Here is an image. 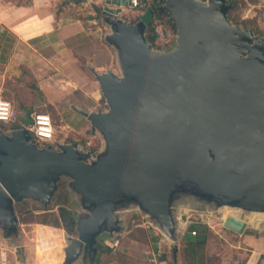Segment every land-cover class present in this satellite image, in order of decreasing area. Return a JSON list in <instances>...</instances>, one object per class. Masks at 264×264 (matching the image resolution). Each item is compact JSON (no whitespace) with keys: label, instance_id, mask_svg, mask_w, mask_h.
Listing matches in <instances>:
<instances>
[{"label":"water","instance_id":"water-1","mask_svg":"<svg viewBox=\"0 0 264 264\" xmlns=\"http://www.w3.org/2000/svg\"><path fill=\"white\" fill-rule=\"evenodd\" d=\"M161 1L131 23L110 17L129 0H105L107 41L118 48L122 75L95 72L109 109H80L104 135L105 153L89 162L91 153L74 140L38 146L28 129L33 108L10 134L0 130L5 229L17 224L16 202L32 196L48 204L64 174L94 205L78 220V236L65 234L63 264H87L105 223L118 230L119 200H136L170 237L171 197L187 186L220 205L264 212V41L229 21L228 0ZM166 12L176 46L153 51L145 34ZM224 226L243 233L247 222L229 214Z\"/></svg>","mask_w":264,"mask_h":264},{"label":"rangeland","instance_id":"rangeland-1","mask_svg":"<svg viewBox=\"0 0 264 264\" xmlns=\"http://www.w3.org/2000/svg\"><path fill=\"white\" fill-rule=\"evenodd\" d=\"M205 1L208 2L209 0ZM228 3L231 4V8L228 11L229 21L240 29H251L254 39L264 41V0H228ZM101 13L103 14L102 11ZM156 16L154 23L150 25L155 28V31L158 27L160 34L157 35L155 43H152L148 37L149 25L145 34L147 42L151 45L153 51H167L174 48L176 46L178 31L173 25L170 15L166 12L165 14ZM110 17H117L131 23L137 21L131 13L126 12H121L118 15L112 14ZM99 26L102 27V30L100 31L101 39L99 40L98 49L103 55V60L105 58L103 62H106L107 65H105V69L100 71L93 70L91 73V80L94 81L99 91V98L95 104L96 107L92 111L106 112L109 106L101 92L100 83L95 72L112 71L114 74L121 76L122 69L118 48L107 41V35L111 32L110 24L102 19ZM82 64L90 72L91 69H94L93 63H90L87 59ZM33 81H28V84ZM16 87L14 90L16 101L10 100L13 106L21 104V98L24 97H29L30 102L34 101L35 94H32L34 93L32 90L28 88L31 92L25 95V87ZM18 88L21 90H18ZM77 111L81 113L80 109H77ZM53 121L55 139H62V143H71L73 140L77 141L81 150L91 153L88 159L89 162L95 161L100 154L107 151L104 135L99 130H93L88 119L86 121L90 126H88L86 132H82L80 135L74 131L72 133L67 130L62 131V128L56 124L55 120ZM0 128L8 134L14 129V127L11 128V125L2 123H0ZM39 142L38 139L35 140V143L40 144ZM55 143L59 142L52 144ZM43 145H46V143ZM83 197V190L74 188L72 186V177L64 174L60 176L57 188L54 190L48 204L44 205L32 196L21 202H16L17 224L14 230L9 231L0 223V264H25L18 252L19 247L22 245H27V249L30 252L35 249L37 252L44 253L47 259L45 264H63L66 259L65 247L70 244V240L65 235L68 232L65 229L66 221L62 211L65 210L68 217H70L69 214L72 215L71 218H74L76 222L81 217L88 215L94 205H86ZM170 207L175 224V235L173 237L168 236L157 219L145 211L136 200L117 201L116 214L120 218L118 230H108L105 223L103 232L97 237L94 249L88 252V259L97 250L95 254L96 262L94 264H177L175 262L173 246L178 245L177 255H182L185 259L184 264L204 262L205 257H208L206 251L210 250L217 253L223 250L224 252L226 251V246L230 250L231 244H236L238 239L230 237L225 239L219 234V231H228V228L224 226V219L229 214L236 215L247 221L248 228L246 233L261 239L258 249L264 252V212L220 205L201 196L188 186L180 188L172 194ZM43 219H47L51 223L44 225L53 227L51 240L47 243H37L33 239L28 241L25 237H19L21 231L22 234H25L24 232L28 229L33 230L34 233L42 232L40 229L43 227L40 228V226L35 224H43L40 222ZM25 223H30L31 225L22 228L21 224ZM53 224H58L60 227H56ZM196 225H205L206 233L211 237L210 249L205 250L206 245L202 244L197 249V254L192 256L193 261H189L190 246L188 240L197 239L199 228ZM192 229H195L197 234H193L194 230ZM184 232L185 234H183ZM68 234L78 236V230L76 229L74 233ZM193 235H196V237ZM250 247L254 248V246ZM234 251L230 250V253H234ZM230 256L232 257V254ZM237 258L240 260L242 256L239 255ZM261 260L260 264H264V254ZM215 263L218 264L217 262ZM26 264L40 263H38L35 257L30 256Z\"/></svg>","mask_w":264,"mask_h":264},{"label":"crops","instance_id":"crops-1","mask_svg":"<svg viewBox=\"0 0 264 264\" xmlns=\"http://www.w3.org/2000/svg\"><path fill=\"white\" fill-rule=\"evenodd\" d=\"M150 2L151 6L156 3L155 0ZM105 5V0H0V97L14 102L16 86L25 87L24 94L27 95L30 94L28 81L34 80L42 94V99L38 98L33 104L34 111L49 113L62 131H74L79 135L86 132L90 125L86 121L87 118L77 109L92 111L99 98L98 87L91 80V73L93 70H103L107 65L98 49L102 30L99 23L107 16L103 10ZM145 10L127 6L122 12L131 13L137 19ZM86 59L94 65L91 72L82 64ZM26 99L27 97H24L23 100ZM13 108L15 116L12 121L0 123L17 128L22 123L26 111L16 105ZM54 142L62 143L63 140L54 137L44 143ZM21 225L26 228L25 226L31 224ZM35 225L43 227L40 229L42 232L34 233L28 229L25 234L21 231L19 237H25L28 241L33 239L37 243H47L51 240L52 226ZM247 228L248 223L243 233L230 229L226 232L219 231L220 236L225 239H238L236 244H231L230 247V250H235L234 253H230L227 246L224 252L222 250L215 253L208 250L211 237L199 229L196 240H204L203 245H206L208 257H205L204 262L196 264H208L209 258L217 260L218 264H260L264 254L258 249L261 239L247 234ZM194 248L196 251L189 248V261H193L192 256L197 254L199 246ZM18 252L25 264L30 256L35 257L40 264L47 262L44 253L35 249L30 252L27 245L20 246ZM96 253L97 250L92 253L90 259L87 254V264L96 262ZM239 255L242 256L240 260L237 258ZM174 256L177 264H184L185 259L181 254L174 253ZM79 262L84 264L82 258L73 264Z\"/></svg>","mask_w":264,"mask_h":264},{"label":"built area","instance_id":"built-area-1","mask_svg":"<svg viewBox=\"0 0 264 264\" xmlns=\"http://www.w3.org/2000/svg\"><path fill=\"white\" fill-rule=\"evenodd\" d=\"M151 6L150 0H129V7L133 9H147ZM155 33L160 34V29L156 28ZM15 116L13 104L10 100L0 97V121L9 123ZM29 131L38 141L46 142L54 138V121L49 113L34 111L32 113V123L28 125ZM196 234L194 230L192 232Z\"/></svg>","mask_w":264,"mask_h":264},{"label":"trees","instance_id":"trees-1","mask_svg":"<svg viewBox=\"0 0 264 264\" xmlns=\"http://www.w3.org/2000/svg\"><path fill=\"white\" fill-rule=\"evenodd\" d=\"M155 4H153V7H155L156 4H161L162 1L161 0H155ZM102 10V9H101ZM149 40L152 42V43H155V40L157 38V34L155 33V28L150 25V28H149ZM29 89L32 90L34 93L32 94H35V97H34V101H29V97H27L26 100H23L24 98H21V104L18 105L19 108L23 109V110H27L28 108H32L33 107V104L39 99H42V94H40V91L38 90V86L36 84V82H32V83H29ZM31 92V91H30ZM32 100V99H31ZM63 213V216H64V219L66 221V226H65V229L67 230L68 233H74L75 230L78 226V221L76 222V220L74 218H71L72 215L69 214L70 217H68L67 215V212L65 210L62 211ZM68 219H67V217ZM41 223L43 224H51L50 222H48L47 219H43L40 221ZM54 226L56 227H60L58 224H53ZM195 226V225H194ZM197 228L201 229V231H205L206 232V227L205 225H196ZM193 228V227H192ZM192 230H195V229H192ZM196 231V230H195ZM204 243V240H188V244L190 246V249L192 251H196L194 248L196 245L198 246H201L202 244ZM194 248V249H193ZM174 252V250H173ZM217 260L213 259V258H209V261H208V264H216Z\"/></svg>","mask_w":264,"mask_h":264},{"label":"flooded vegetation","instance_id":"flooded-vegetation-1","mask_svg":"<svg viewBox=\"0 0 264 264\" xmlns=\"http://www.w3.org/2000/svg\"><path fill=\"white\" fill-rule=\"evenodd\" d=\"M35 140H36V139L33 137V142H34V143H35ZM39 143H40V144H37V143H36V144H37L38 146H40V147L45 146V145H43V144H45L44 142L42 143V142L40 141Z\"/></svg>","mask_w":264,"mask_h":264}]
</instances>
